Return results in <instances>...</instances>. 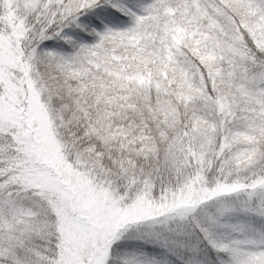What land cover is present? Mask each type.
Wrapping results in <instances>:
<instances>
[{"label": "snow or ice", "instance_id": "snow-or-ice-1", "mask_svg": "<svg viewBox=\"0 0 264 264\" xmlns=\"http://www.w3.org/2000/svg\"><path fill=\"white\" fill-rule=\"evenodd\" d=\"M0 264H264V0H0Z\"/></svg>", "mask_w": 264, "mask_h": 264}]
</instances>
